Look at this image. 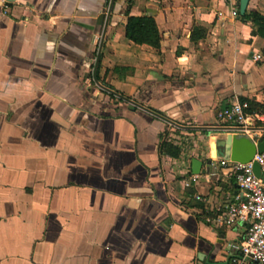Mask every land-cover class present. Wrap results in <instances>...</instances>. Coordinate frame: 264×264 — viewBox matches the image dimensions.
Returning <instances> with one entry per match:
<instances>
[{"label":"crops","instance_id":"obj_1","mask_svg":"<svg viewBox=\"0 0 264 264\" xmlns=\"http://www.w3.org/2000/svg\"><path fill=\"white\" fill-rule=\"evenodd\" d=\"M239 1L0 0V264H234L249 223H223L240 191L208 128L234 99L264 116Z\"/></svg>","mask_w":264,"mask_h":264},{"label":"built area","instance_id":"obj_2","mask_svg":"<svg viewBox=\"0 0 264 264\" xmlns=\"http://www.w3.org/2000/svg\"><path fill=\"white\" fill-rule=\"evenodd\" d=\"M260 59L259 55L255 57V60ZM263 117L261 113L252 111L248 102L234 99L219 111L216 124L209 127L208 131L211 134L246 137L257 144L264 140ZM169 126L177 128L175 125ZM255 164L259 166L261 176L264 177V152H257L247 164L228 160L219 163L222 168L234 175L240 191L235 202L225 206L226 215L223 217V223L227 226L249 223L247 235L240 244V256L233 260L234 264H264V182L256 176ZM193 179L197 181L198 176H194ZM196 200L203 201L201 197H196Z\"/></svg>","mask_w":264,"mask_h":264},{"label":"trees","instance_id":"obj_3","mask_svg":"<svg viewBox=\"0 0 264 264\" xmlns=\"http://www.w3.org/2000/svg\"><path fill=\"white\" fill-rule=\"evenodd\" d=\"M243 22L251 23L254 30V35L264 39V16L258 13H249L243 17H240ZM126 38L137 45H148L153 48L160 47V34L158 26L155 20L151 17H132L127 20L125 27ZM192 40H195V35H192ZM258 109L255 105L251 104V110ZM163 152L170 153L173 156L178 155V150L170 145L168 142H164L161 146Z\"/></svg>","mask_w":264,"mask_h":264},{"label":"water","instance_id":"obj_4","mask_svg":"<svg viewBox=\"0 0 264 264\" xmlns=\"http://www.w3.org/2000/svg\"><path fill=\"white\" fill-rule=\"evenodd\" d=\"M7 1L11 2L12 0ZM249 1L250 0L239 1L241 16H244L246 14ZM219 146L226 148L228 161L239 162L242 164L251 162L257 152H264V140L260 143L255 144L253 140L237 135L227 136L219 143ZM194 165L198 168L200 166V163L194 161ZM254 172L256 176L259 177L262 182H264V177L261 176L260 168L257 164L254 165Z\"/></svg>","mask_w":264,"mask_h":264},{"label":"rangeland","instance_id":"obj_5","mask_svg":"<svg viewBox=\"0 0 264 264\" xmlns=\"http://www.w3.org/2000/svg\"><path fill=\"white\" fill-rule=\"evenodd\" d=\"M101 36V35H100ZM101 45H102V38L100 39V41L98 42V49H96V53L94 54V56H93V63L94 64H96V63H98V60H99V47H101Z\"/></svg>","mask_w":264,"mask_h":264}]
</instances>
